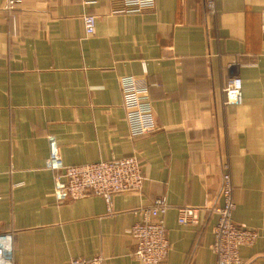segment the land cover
Segmentation results:
<instances>
[{"label": "crops", "instance_id": "obj_1", "mask_svg": "<svg viewBox=\"0 0 264 264\" xmlns=\"http://www.w3.org/2000/svg\"><path fill=\"white\" fill-rule=\"evenodd\" d=\"M0 0V234L17 264H68L102 253L139 264L134 212L166 197L171 243L160 264H215L216 216L178 222V208L219 197L222 165L234 183V220L259 230L241 247L264 264V0ZM97 16L87 35L86 14ZM150 84L158 129L132 137L120 76ZM243 102L228 103V78ZM67 163L138 155L142 189L57 200L49 137Z\"/></svg>", "mask_w": 264, "mask_h": 264}, {"label": "built area", "instance_id": "obj_2", "mask_svg": "<svg viewBox=\"0 0 264 264\" xmlns=\"http://www.w3.org/2000/svg\"><path fill=\"white\" fill-rule=\"evenodd\" d=\"M24 0H4L3 8L12 12ZM207 8L211 14L217 11V0H208ZM97 16L89 13L84 16L87 35L96 31ZM125 118L132 137L145 135L158 129L153 108L150 84L135 75L120 76ZM223 91L228 103L243 102V80L240 76L227 79ZM50 154L47 167L54 172V194L57 200L78 199L89 194L102 196L113 212V197L120 192L140 190L145 181L141 158L128 155L121 158L103 159L89 163H67L62 156L61 147L54 136L49 137ZM170 208L166 197H159L149 206L134 210L140 215L130 227L134 240L132 255L139 264H160L170 253L171 243L165 215ZM236 202L234 183L228 162L222 165V178L219 197L209 199L199 206L184 205L178 208L180 224L200 225L202 213L216 216L213 228L212 250L216 256L215 264H245L241 247L255 244L262 233L234 220ZM0 264H17L14 256V234H0ZM68 264H106V257L98 253L93 257H74Z\"/></svg>", "mask_w": 264, "mask_h": 264}, {"label": "rangeland", "instance_id": "obj_3", "mask_svg": "<svg viewBox=\"0 0 264 264\" xmlns=\"http://www.w3.org/2000/svg\"><path fill=\"white\" fill-rule=\"evenodd\" d=\"M18 7V6H17Z\"/></svg>", "mask_w": 264, "mask_h": 264}]
</instances>
